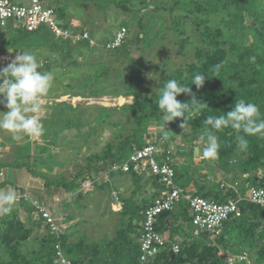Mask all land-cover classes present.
<instances>
[{"label":"rangeland","instance_id":"rangeland-1","mask_svg":"<svg viewBox=\"0 0 264 264\" xmlns=\"http://www.w3.org/2000/svg\"><path fill=\"white\" fill-rule=\"evenodd\" d=\"M59 1L49 0V5L43 3L57 9L56 3ZM95 1H97V5H94V1L87 0V7L74 6L70 1L71 8L82 9L77 16L81 20L78 26H83L84 18L91 22L86 25L88 29L83 28L88 32L91 27L93 28H91L92 34H89L92 35L96 46H98V52L90 53L91 56L88 51H84L86 59L83 58L81 61L84 62L83 65L65 67L64 62L57 56L54 57L56 62L51 60L53 53H50L49 49L45 47L44 49L39 48V51L34 49L31 52L41 64L40 70L51 72L54 77L52 86L44 98L43 111L39 115L44 129L43 135L33 138L23 133L13 134L0 129L1 160L28 164V166L18 168L8 166L0 170V182L4 183L0 187V191L13 189L17 194V200L10 215L26 222L25 224L29 218L36 220L38 217L35 209H32L33 205L52 208L49 212L57 221L66 218V211L69 209L67 205L73 202V198H70L72 197L71 193L66 192L62 187L45 185L44 177L52 180L58 178L69 180L79 169L77 166L83 167L89 159L94 164L100 160L103 161L102 158L108 153V148H111L114 153L117 143L134 131L137 126L133 111L129 107L134 105L137 98L141 99L145 96L153 98L155 103L157 89L163 83L171 78L180 81L182 77H178V71L191 64L201 65L205 57L197 56L196 52L206 47L209 31L221 43L227 42L228 35V39L239 48L248 46L249 40H251L250 33L255 29L259 31L257 22H264V0H255L254 11L252 14H247L245 20L246 27H251L252 30L246 31L240 25L237 27V24L232 20L228 22L229 19H232L230 15L234 12V7L224 5L218 0H149L150 4L146 9L143 7L138 11V7H130L138 13L132 12L129 15L124 14L114 3L108 4L109 0ZM177 1L182 6L174 10V13L176 11V16L180 15L181 18L172 21L173 18L170 16L169 10L174 7ZM15 2L28 4L27 0H16ZM85 2L86 0L83 3ZM102 3L103 6H101ZM85 8L88 9L84 10ZM57 11L55 10V16L60 21L58 19L60 10L58 13ZM125 20L128 22L133 20L134 23L126 25L129 30L128 44L110 55L104 45ZM138 20H142L143 26L136 24ZM57 40L60 43L63 41ZM70 43L71 50L69 51H74L77 44ZM59 47L66 48V46L60 45ZM69 51L66 48L62 52L69 54ZM21 52L25 51L9 50L5 54L11 61H14ZM74 53L75 51L71 53V58L66 60V63L76 59L72 57ZM96 58H100L101 60H98L108 67L107 71L100 72L105 75L97 76L91 83L85 80L80 81L79 76L88 77L94 73L89 63L96 61ZM233 60L234 55H230L228 63ZM45 61H49L48 67L43 66ZM75 61L79 62L78 59ZM94 63L96 64V62ZM128 75L133 76L136 82L129 80ZM74 93H81V96L70 97ZM60 102L70 103L77 109L71 111L72 113H58L54 106ZM155 106L154 110L147 111L149 119L145 124V135H141V144L158 142L157 149L160 152H163V149L169 151L171 161L177 164L181 170L193 171V181L191 182L196 183L197 187L211 185L216 189L223 181L229 184L235 177L234 172L239 176V179H234L239 182V185L242 184L240 187L245 189V193L247 188L264 185L263 166L257 165L256 173H254L255 170L252 173L243 172L239 163L232 157L228 159L229 164L226 162L225 156L218 155L215 160L204 158L202 150L206 140L202 142L201 133L192 132V128L188 124L182 128L181 124L171 125V122H168L166 124L167 130H169L168 136L164 138L161 127L163 114L160 113L156 103ZM0 111H7V109L0 105ZM196 113L205 114V109L196 111ZM73 122H76L77 125H74ZM158 140L161 141L162 146L159 145ZM130 145L124 148L123 160L129 153ZM239 153H242L243 156V152ZM244 158H248L247 155ZM104 175L106 174L92 170L88 177L103 182L106 180ZM113 180L116 182L117 175ZM89 182L91 188L92 181ZM130 182L125 188V196L133 195L132 191L136 190L135 183L133 182L132 185ZM191 182L188 184V189H193ZM107 188L110 187L107 185ZM139 193V190L134 192L133 200H140ZM111 199L115 202L112 197ZM120 206L121 204L115 202L113 205L115 211L113 210V212L117 213ZM3 215L0 214V217ZM83 217L84 219L91 217V219L90 223L86 224L88 226H84L85 223L82 224L83 231L81 235H78L79 238L90 240V242L95 241L94 243L99 245L101 241L112 238L115 228V216L112 213L107 211L105 215L95 213L93 216L86 213L83 214ZM66 228L67 226L64 224L59 226L60 231ZM181 229L190 230L191 226L182 225ZM221 231L224 235L235 234V229H232L228 222H224ZM66 254L69 256L67 252Z\"/></svg>","mask_w":264,"mask_h":264},{"label":"trees","instance_id":"trees-1","mask_svg":"<svg viewBox=\"0 0 264 264\" xmlns=\"http://www.w3.org/2000/svg\"><path fill=\"white\" fill-rule=\"evenodd\" d=\"M70 1H72L74 6L78 7H87L88 5L87 0L85 3H83L85 0H60L57 9L52 7L56 11L60 10L58 19L66 29H73L68 19V9L71 8ZM92 1L95 2L94 5H97V1ZM218 2L234 7V12L230 15L232 19H229L228 22L232 20L237 24V27L240 25L244 31L252 30L251 27H246L245 20L247 14L253 13L255 0H218ZM107 3H114L124 14L129 15L132 12L137 14L143 7L146 9L150 1L109 0ZM103 5L102 3L101 6ZM181 6L177 1L174 7L169 10L170 16L173 18L172 21H177L181 18L180 15L176 16V11L174 13V10ZM130 7H138V11L136 12ZM198 9L200 10V8ZM172 13L173 15H171ZM152 14L155 15V13ZM141 21L138 20L136 24L143 26ZM127 23L134 24L133 20H129V22L125 20L120 27L127 28ZM257 27L259 31L255 29L249 35L251 40H249L248 46L239 48L228 39V35L227 42L221 43L209 31L206 47L196 52L197 56L201 55L205 57L201 65L191 64L187 68L177 72L178 77H182V80L179 82L184 84L191 83L192 78L197 73H203L205 76L204 86L199 90L196 89L194 84L189 85L196 94V99L199 102L205 103V114H198L196 111L190 112L186 124L191 126L192 132H200L201 136L205 137V129L208 128L218 137L220 145L218 155L220 157L225 156L228 164V159L232 157L239 163L243 172L251 173L253 170H255L254 173L257 172V165L264 167V136L259 134L245 135L230 127L217 132L212 130L209 125H206L205 120L208 117L224 115L235 106V101L240 99L257 105L260 119H264V22L258 21ZM73 30L82 31L84 28H74ZM128 31L127 28V35ZM49 35L51 37H48ZM90 37L92 38L91 35ZM57 39L59 38H56L46 26H41L33 32H27L19 27L15 28L9 23L7 27L0 29V56L5 55L9 50L31 53L34 49L45 47L49 49L50 53L55 54L59 60H62L65 67L68 65L77 67L84 64V62H81L85 58L84 51H88L89 54L98 52L97 46H92L88 40L77 42V46L74 48L75 53L72 57L78 59L79 62L75 61V59L72 62L66 63L65 61L70 60L71 53L74 52L73 50L69 51L71 50L69 43L72 41L63 40L60 43ZM127 44L128 38L126 36L120 47L113 51H108V53L112 55V53L121 50ZM59 45L66 46L69 54L62 52L66 48H60ZM230 55H234V60L228 63ZM51 60L57 61L52 57ZM48 63L49 61H45L43 66L48 67ZM97 63H89L94 73L88 77L79 76V80L91 83L97 76L105 75L101 73L104 72L103 70L107 71L108 67L100 61H97ZM127 77L129 80L136 82L133 76L128 75ZM79 96H81V93L70 95V97ZM177 99L181 102H190L192 97L181 94ZM155 108L153 98L146 96L141 99L137 98L134 105L129 107L133 111V116L137 122L136 129L117 143L114 153L111 151V148H108L109 151L102 158L103 161L100 160L94 164L89 159L83 167L77 166L79 169L74 174V177L69 180H62L61 178L52 180L44 177L45 185L49 187L52 185L62 187L66 192H70L72 196L70 198H73L72 204L67 205L69 209L66 211V218L59 221L66 225L67 228L61 230L58 236L50 231L40 215H38L36 220L29 218L27 224L19 218L10 215L11 212L0 217V264H52L54 245L57 242L69 254L74 264H228V257L244 252L247 254V260L240 261L235 259L234 264H264V208L243 200L245 189L240 187L242 184L237 187L238 192L241 194L240 196L243 197L239 202L242 215L239 218H231L227 221L230 227L235 229L234 235H224L223 231L215 235L192 226L188 206L185 202H180L173 210L164 211L159 214L156 224L157 232L169 242H176L179 246V251L174 253L171 250L172 243H166L164 249L158 252L154 259L147 263L140 262L139 242L142 236L144 211L155 199L162 195L165 191V186L161 183L159 176L149 173L138 175L133 171L127 173L121 171L112 172L110 171V166L115 162L123 160L125 146L131 144L129 148L130 152L133 148H139L143 145L140 140L141 135H145V124L149 119V112L147 111L154 110ZM54 109L62 114L67 112L72 113L77 108L70 103L60 102L55 104ZM183 123L185 121L182 118H177L170 124L177 125ZM73 124L77 125L76 122H73ZM240 135H243L244 139L248 142L245 150H240L238 147L237 137ZM205 140L206 138L201 139L202 142ZM147 144H152L156 147L158 142H149ZM159 145L162 146L161 141H159ZM239 152H243V156ZM169 155L171 156V153L163 149V152H160V156L158 157L161 160L170 157ZM245 155L248 158L245 159ZM26 165L28 166L26 162L10 163L0 158V170L8 166L18 168ZM171 166L175 171V183L189 190L194 196L203 197L218 203L225 202L230 197L238 198V195L232 189L228 187L221 188L222 182L216 189L211 185L208 187H197L196 183L191 182L193 181V171H187V169L181 170L173 162H171ZM92 170L106 174L104 175L106 180L99 182L95 181V179H90L88 174ZM234 173V178L239 179L236 172ZM115 175H117L116 182L113 180ZM234 178L229 184L238 182ZM262 178H264V175ZM86 180L92 181L91 188L89 187L90 189L86 192H81L79 188H81V184ZM129 181L132 182H130L132 185L135 183V191L138 192L139 190L141 196L140 203L138 199L133 200L134 190L132 191L133 195H124ZM190 182L193 183V189L187 188ZM223 183L227 184L228 182L223 181ZM3 185L4 183L1 182L0 187ZM107 185L110 187L109 189ZM146 186L148 189L145 188ZM113 192L117 194V199L113 198ZM111 197L116 203L121 204L117 213L113 212L115 202ZM32 209H35L37 213L35 207ZM107 211L115 216V228L113 229L114 232L111 239L101 241L99 245L94 243L95 241L90 242V240L78 237L83 231L82 224L85 223L84 226H88L86 224H89L91 219V217L84 219L83 214L87 213L90 216H93L95 213L105 215ZM187 224L191 226L190 230L181 229L182 225L185 226ZM41 230L42 232H40ZM176 231L178 235H176ZM174 236H179L180 238L177 237L174 240ZM238 250L241 252H237Z\"/></svg>","mask_w":264,"mask_h":264},{"label":"built area","instance_id":"built-area-1","mask_svg":"<svg viewBox=\"0 0 264 264\" xmlns=\"http://www.w3.org/2000/svg\"><path fill=\"white\" fill-rule=\"evenodd\" d=\"M28 4L14 3L9 0H0V29L8 26L21 28L27 32L36 31L41 26H46L56 38L70 40L74 43L88 40L93 46L96 42L90 37L87 30L76 31L64 28L60 21L56 19L55 10L51 6L43 3V0H27ZM127 36V28L120 27L113 34L112 38L105 43L106 51H113L121 46ZM98 47V46H97ZM11 59L6 55L0 56V69H3L10 63ZM160 151L152 144H143L139 148H133L127 157L121 162L111 164L110 171H121L127 173L130 171L138 175L152 174L159 176L161 183L165 186V191L160 197L144 211V222L142 223V236L140 238V262L147 263L154 259L158 252L164 249L166 243H172L171 250L174 253L179 251V246L175 242H169L162 237L156 230L158 216L164 211H171L180 202H185L189 209L190 223L192 226L212 234H218L223 227L224 222L231 218H239L242 215L239 202L243 198L238 192V182L234 184H224L221 188L228 187L238 195V198H228L225 202H215L203 197L194 196L186 188L180 187L175 183V171L171 166L170 157L159 160ZM90 182L86 180L82 183L81 190L89 189ZM113 198L117 199V194L112 193ZM243 196V195H242ZM243 200L264 208V185L260 187L247 188ZM37 214L43 219L44 224L50 231L59 235V226L62 224L57 221L49 208L40 205H33ZM176 237L174 238V240ZM247 254L228 257V264H234V260H247ZM52 264H73L65 255L59 242L54 245Z\"/></svg>","mask_w":264,"mask_h":264},{"label":"clouds","instance_id":"clouds-1","mask_svg":"<svg viewBox=\"0 0 264 264\" xmlns=\"http://www.w3.org/2000/svg\"><path fill=\"white\" fill-rule=\"evenodd\" d=\"M40 69L41 64L30 52H21L12 63L0 69V105L7 109V111H0V129L13 134L23 133L33 138L43 135L44 129L39 115L43 111L44 98L52 86L54 77L51 72ZM204 83L203 73H197L189 84L171 78L157 89L155 103L160 113L163 114L161 127L164 138L168 136L169 130L166 128L168 122L182 118L185 123L181 124V127L184 128L190 112L205 109V104L196 99V94L189 86L194 84L199 90L204 86ZM181 94L191 96V101L181 102L178 100L177 97ZM205 124L217 132L230 127L245 135L264 136V119H260L259 108L244 99L235 101V106L224 115L208 117ZM205 132L206 144L203 147L202 155L206 159L215 160L218 158L220 147L218 137L208 128L205 129ZM201 138L204 139L205 136L202 135ZM237 141L239 149L245 150L248 142L244 136H238ZM16 200L15 190L0 191V214L9 213ZM63 251L73 263L64 249Z\"/></svg>","mask_w":264,"mask_h":264},{"label":"crops","instance_id":"crops-1","mask_svg":"<svg viewBox=\"0 0 264 264\" xmlns=\"http://www.w3.org/2000/svg\"><path fill=\"white\" fill-rule=\"evenodd\" d=\"M10 2H14V1H16V0H9ZM48 1L49 0H43V2L44 3H46L47 5H49V3H48ZM15 3H18V2H15ZM59 3L60 2H58V3H56L57 4V6H59ZM88 8H85L84 10H87ZM69 10V12H68V19H69V24L71 25V27L74 29V28H76V29H81V28H83V27H86V25H89V23H91L90 21H88L89 19H86V18H84L82 21L84 22V24H83V26L82 27H79L78 25H79V22H81V20H79L78 18H77V16L80 14V11L82 10L81 8H79V10L78 9H73V7L72 8H70V9H68ZM73 25V26H72ZM92 26H94V25H92ZM79 27V28H78ZM87 28V27H86ZM92 28V27H91ZM90 28V33L92 34V29ZM94 28H95V26H94ZM88 29V28H87ZM97 33V32H96ZM92 36V35H91ZM93 39V38H92ZM103 41V40H102ZM40 49H44V47L43 48H40ZM37 50V49H36ZM38 51H39V48H38ZM49 51V50H48ZM38 53H40V52H38ZM6 55V54H5ZM89 56H91L90 54H89ZM54 57H56V55L55 54H53L52 55V58L53 59H55ZM105 57V56H104ZM98 59H100V58H96L95 60L96 61H94V62H96L97 63V61H100V60H98ZM7 181V180H6ZM1 182H3V181H1ZM0 182V183H1ZM110 182H111V180H110ZM148 186V185H147ZM146 186V187H147ZM50 209H52V208H50Z\"/></svg>","mask_w":264,"mask_h":264},{"label":"bare ground","instance_id":"bare-ground-1","mask_svg":"<svg viewBox=\"0 0 264 264\" xmlns=\"http://www.w3.org/2000/svg\"><path fill=\"white\" fill-rule=\"evenodd\" d=\"M200 240V239H199Z\"/></svg>","mask_w":264,"mask_h":264}]
</instances>
